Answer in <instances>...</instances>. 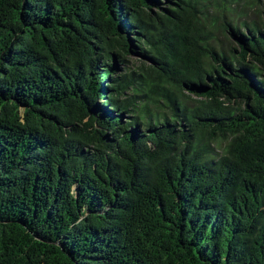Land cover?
<instances>
[{
    "label": "trees",
    "instance_id": "16d2710c",
    "mask_svg": "<svg viewBox=\"0 0 264 264\" xmlns=\"http://www.w3.org/2000/svg\"><path fill=\"white\" fill-rule=\"evenodd\" d=\"M0 264H264V0H0Z\"/></svg>",
    "mask_w": 264,
    "mask_h": 264
},
{
    "label": "rangeland",
    "instance_id": "374dc122",
    "mask_svg": "<svg viewBox=\"0 0 264 264\" xmlns=\"http://www.w3.org/2000/svg\"><path fill=\"white\" fill-rule=\"evenodd\" d=\"M240 12V11H239ZM238 23H242V22H246L247 24H251L253 22H256L258 24H260V19H259V14L256 11L255 8H251V9H245L243 10L241 13L238 14L237 17H235ZM128 68L131 71H137L138 69V61L137 58L134 56H130L128 57Z\"/></svg>",
    "mask_w": 264,
    "mask_h": 264
}]
</instances>
